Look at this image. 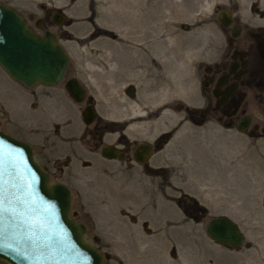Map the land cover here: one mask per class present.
Returning a JSON list of instances; mask_svg holds the SVG:
<instances>
[{
	"label": "rangeland",
	"instance_id": "obj_1",
	"mask_svg": "<svg viewBox=\"0 0 264 264\" xmlns=\"http://www.w3.org/2000/svg\"><path fill=\"white\" fill-rule=\"evenodd\" d=\"M10 1L32 18L42 15L40 4L63 9V25H40L38 31L64 32L59 42L71 59L65 77L76 73L85 87H92V78L101 85V63L116 60L104 55L118 53L123 47L157 48L160 53L167 46L175 56L202 49L204 54L209 39L219 35L217 25L222 24L217 15L222 9L234 10L235 21L244 25L264 23V15L253 10V0H183V4L177 0V13L168 7L160 12L157 4L154 11L164 18L159 22L156 17L146 34L112 22L110 15L121 12L122 0ZM126 38L133 41L123 40ZM42 92L40 85L24 89L0 69V130L38 147L40 127L49 129L52 124L43 116H54L53 105L39 99ZM18 97L25 98L19 107L12 101ZM62 102L59 107L67 109V102ZM51 143L55 145V141ZM62 145L66 144L58 142L54 147L61 158L49 182L60 181L69 187L70 215L86 226L85 239L102 254V264L264 263L263 133L250 136L247 130L210 122L185 126L161 152L167 156L169 172L157 175L124 172L118 162L92 157L79 146L75 155L65 156ZM184 195L206 209L198 220L184 216L179 205ZM222 214L245 235L242 246L228 248L206 235L209 219ZM0 264L8 263L0 260Z\"/></svg>",
	"mask_w": 264,
	"mask_h": 264
},
{
	"label": "flooded vegetation",
	"instance_id": "obj_2",
	"mask_svg": "<svg viewBox=\"0 0 264 264\" xmlns=\"http://www.w3.org/2000/svg\"><path fill=\"white\" fill-rule=\"evenodd\" d=\"M0 3L17 10L39 34L49 30L39 32L40 25H63L54 20L55 14L64 13L60 6L40 4L42 15L32 18L10 0ZM252 3L253 10L264 15V0ZM222 10L230 12L232 23L217 25L219 35L209 39L204 54L202 49L175 56L167 46L160 53L157 48L123 47L118 53L104 55L116 60L100 62L101 85L92 78V87H85L76 73L65 77L70 61L61 85H40L43 92L39 99L53 105L54 116H43L52 124L49 129L40 127L38 147L29 140L28 144L49 177L61 158L54 148L58 142L66 144L62 145L65 156L75 155L79 146L92 157L118 162L124 172L157 175L169 172L167 156L161 152L185 126L201 127L210 122L238 130L240 120L248 118L245 130L250 136L264 134V23L244 25L235 21L234 10ZM54 33L58 41L64 35L63 31ZM71 77H76L83 89L80 101L64 87ZM24 99L12 101L19 107ZM62 99L67 109L59 107H63ZM86 108L93 112L87 124L82 116ZM42 113L47 115L48 111ZM104 148L108 154H103ZM179 205L189 219L198 220L201 212H206L188 195L180 197Z\"/></svg>",
	"mask_w": 264,
	"mask_h": 264
},
{
	"label": "water",
	"instance_id": "obj_3",
	"mask_svg": "<svg viewBox=\"0 0 264 264\" xmlns=\"http://www.w3.org/2000/svg\"><path fill=\"white\" fill-rule=\"evenodd\" d=\"M54 17L63 23L64 13ZM217 19L222 25L232 23L226 10H220ZM69 61L54 32H35L17 10L0 3V68L12 80L27 89L55 86ZM64 87L80 101L83 89L76 77L67 79ZM92 114L89 108L83 111L86 124ZM247 119L240 120L239 131L246 129ZM103 154H108L105 148ZM0 201V260L8 264H102L100 252L85 239L86 226L70 215L68 186L60 181L50 183L31 146L2 130ZM205 233L228 248L240 247L245 241L239 226L226 215L212 217Z\"/></svg>",
	"mask_w": 264,
	"mask_h": 264
},
{
	"label": "bare ground",
	"instance_id": "obj_4",
	"mask_svg": "<svg viewBox=\"0 0 264 264\" xmlns=\"http://www.w3.org/2000/svg\"><path fill=\"white\" fill-rule=\"evenodd\" d=\"M180 3L183 4V0L180 1ZM180 3L177 2V0H122L121 1V12L119 14L118 13L117 14L111 13L110 18H112V20H113L112 22H114L115 25H121L122 29L127 27L132 31L133 30L141 31V32H145V34H146L147 33L146 29L149 27V25L154 26V21L156 20L157 12H158V11L155 12L154 10H155V7L157 4H158L160 12L163 9L162 7H168L174 13H177L175 10V7L177 5H179ZM209 5L210 4L208 2L206 4V7H208ZM158 7H157V9H158ZM178 8H179V6H178ZM184 8H186V7L184 6ZM163 13H167V12H163ZM159 18H158V20H159ZM161 18H164V17L162 16ZM161 18H160V20H161ZM160 20H159V22H160ZM157 25H160V24H157ZM123 26H125V27H123ZM160 26H162V25H160ZM229 192H231V188H230ZM206 193L208 194L210 192H206ZM207 196L211 197V195H207ZM137 254H138V252H137Z\"/></svg>",
	"mask_w": 264,
	"mask_h": 264
},
{
	"label": "snow or ice",
	"instance_id": "obj_5",
	"mask_svg": "<svg viewBox=\"0 0 264 264\" xmlns=\"http://www.w3.org/2000/svg\"><path fill=\"white\" fill-rule=\"evenodd\" d=\"M0 203H2V201H0Z\"/></svg>",
	"mask_w": 264,
	"mask_h": 264
}]
</instances>
